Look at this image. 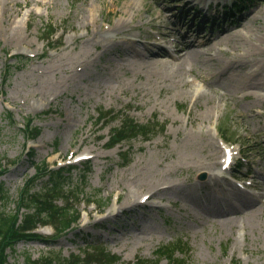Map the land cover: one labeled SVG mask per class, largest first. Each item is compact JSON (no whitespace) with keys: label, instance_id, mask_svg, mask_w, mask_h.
<instances>
[{"label":"rangeland","instance_id":"374dc122","mask_svg":"<svg viewBox=\"0 0 264 264\" xmlns=\"http://www.w3.org/2000/svg\"><path fill=\"white\" fill-rule=\"evenodd\" d=\"M133 1L139 10L124 13ZM155 1L165 8L171 22L162 16L154 25L149 23L147 9ZM234 1L219 0L231 6ZM187 2L0 0L10 8L12 20L9 25L0 24V156L16 162L2 178L11 197L7 210L15 209L20 190L35 174L33 163L46 161L58 168L74 164L78 157L91 156L88 162L75 164L69 180L73 190H83L77 204L82 212L79 225L54 246L46 244L52 228H39L42 239L22 242L16 252L9 250L10 262L24 264L26 254L37 259L51 248L69 257L81 254L88 246L102 245L121 257L118 264H138L154 260L159 248L182 240L190 246L186 255L190 264H233L234 260L264 264V204L256 205L257 216L239 218L231 227L208 216L214 209L222 213L244 211L241 199L255 204L264 195V102L257 100L254 86L264 83V0L251 2L238 19H232L254 18L251 40H223L211 52L215 60L204 55L200 59L204 63L177 73L180 76L173 79V65H157L169 57L152 53H163L165 47L176 55L181 47L179 35L186 41L195 39L186 34L191 25L194 31L199 28L193 24L194 13L188 20L181 15ZM219 2L214 0L213 5ZM222 8L219 6V11ZM123 20L128 22L126 30L116 33L114 25ZM50 22L59 31L49 52L43 28ZM229 27L233 25L222 24L215 31L209 27L202 34L219 40L222 30ZM93 37L107 42L95 47ZM246 44L258 49L244 52ZM8 65L14 67L6 81ZM234 93L237 98L232 97ZM100 109L126 111L139 123L157 117L167 123V129L150 141L139 138L109 150L110 130L120 122L99 131L101 125L95 119ZM29 118H36L42 133L27 145L21 129ZM222 136L233 147L234 163L212 183L199 162H207L218 151L223 162L226 143ZM128 148L127 160L122 161L119 154ZM83 173L87 179L82 189ZM142 183L146 186L140 189ZM251 183L258 189L250 188ZM148 184L174 188L154 195ZM44 186L40 184L35 190ZM241 187L245 188V198ZM126 192H132L139 204L122 208ZM212 192L219 195L216 202L205 204V195ZM148 193L154 197L144 204L140 196ZM88 198L106 205L103 212L88 206L84 202ZM228 199L231 203L217 206ZM166 263L163 259L160 264Z\"/></svg>","mask_w":264,"mask_h":264},{"label":"trees","instance_id":"16d2710c","mask_svg":"<svg viewBox=\"0 0 264 264\" xmlns=\"http://www.w3.org/2000/svg\"><path fill=\"white\" fill-rule=\"evenodd\" d=\"M55 32L52 25L47 26L43 31L45 38L48 40ZM107 115L108 112H101L99 120L104 119ZM118 116V114H115L113 118H117ZM159 129L163 131L164 125H161L159 128V123L157 122H149L146 125L138 124L132 118L123 116L122 126L120 128H114L111 132L110 146H114L123 141H129L138 136L150 139L160 131ZM40 132L41 129L33 125V120L26 122L24 133L27 139L38 137ZM1 161L2 159L0 157V176L7 171L3 167V164H1ZM47 175H50V183L47 187L40 193L30 194V189L35 181ZM63 178L62 170L50 171L46 164L38 167L37 176L30 180L26 188L21 191L17 210L11 213L5 211V204L9 196L3 183H0V201L5 202V208L1 209L0 207V264H17L8 261L9 255L7 254V250L11 248L15 251V246L20 240L35 236L31 232L37 227L38 223L53 224L57 232L62 234L73 223L77 222L80 214L78 211H76L75 215L71 213V210L74 209L70 203H66L64 207L57 204L60 198L65 197L66 201L70 199V196L63 194ZM75 197L78 198V195ZM22 210H27V212L23 213ZM178 249L179 247L177 248V245L171 248L165 247L159 250L158 256L159 258H167L168 264H188L186 259L175 257ZM118 260V256L106 251L105 248L95 247L91 250L84 251V257L73 255L69 258H62L60 255L50 254L34 260L27 254L25 264H115Z\"/></svg>","mask_w":264,"mask_h":264},{"label":"bare ground","instance_id":"6f19581e","mask_svg":"<svg viewBox=\"0 0 264 264\" xmlns=\"http://www.w3.org/2000/svg\"><path fill=\"white\" fill-rule=\"evenodd\" d=\"M137 2L133 1L127 8L126 11H124V13H129L132 11V13H135L136 11H138V7H137ZM165 8H162L160 2L155 1V4L152 8H148L147 12L150 13V20L149 23L154 25L157 19H161V17H165V21L166 22H171L172 19L171 18H167L165 16L164 13ZM156 14H158L156 16ZM93 20H96V17H93ZM254 20V18H252L250 15L247 17H244L243 19H241L235 26L230 27L228 29H226V31L222 32L221 35L218 37L219 40L217 39H212L213 37L210 38H204L201 36L200 32H198L196 35H194L191 31L190 28L187 29L186 34L187 35H191L192 37H195L194 40L191 41H186V37L179 35V40L181 43V47L178 50V54L176 55H172L171 52H169V50H165L163 48V53H160L158 55H164L169 57V59L164 60L162 62H157V65L164 64V65H173L174 69L172 72V76L171 78L176 79L177 77H179L180 75H177V73L182 74V72H184L183 70H189L192 71L196 65L198 63H204L201 62V58L205 55V56H210L211 59L210 60H215L216 57H214L213 54H211L212 50L217 47L218 45H220V43L223 40H236V42L240 43L241 40L243 41H249L251 40V32H250V24L252 23V21ZM11 11L9 7H6L5 3L0 4V24L1 25H6V24H10L11 23ZM128 22L127 20H123V21H119L117 22L113 28V30L116 33H121L124 32L126 30V26ZM181 27V25H180ZM176 34L178 32V28L176 29ZM246 30V32L244 31ZM179 33V32H178ZM197 38H201L196 40ZM125 41L129 42V43H134L135 41H133L130 38H126ZM87 42V41H86ZM103 42H107V39L105 38H101V37H93L91 40V43L94 44L95 47H99ZM88 43V42H87ZM227 45V44H226ZM200 46H207V50L206 51H202V50H197L198 47ZM244 52H254L256 51L258 48H256V45H252V44H246L244 45ZM220 49V48H219ZM223 50V49H221ZM236 51H240L242 52V50L239 49H235ZM152 53V49L150 50ZM225 51H229V50H225ZM152 55H157V54H153ZM239 55H242L241 53ZM139 57H141V54L138 53ZM207 56V57H208ZM172 59V60H171ZM157 68V67H156ZM76 69V68H75ZM182 76V75H181ZM253 76L257 77L256 74H253ZM182 80V79H181ZM178 82V81H175ZM206 82H208V80H206ZM256 87V90H258L255 93V96L257 97V100L260 102H264V95L261 94V91H264V83H258L256 85H254ZM221 97L224 98V94L221 95ZM233 98H237L238 96L234 93L232 94ZM206 115V114H205ZM249 118H251L249 116ZM224 164V163H223ZM199 167L205 171H207V175L210 179V181L212 183H217L216 180V176L219 174H222V166H221V162L219 161V151L213 155L209 156V159L207 162H199ZM221 168V169H220ZM218 170V172L216 173V171ZM262 178V182L261 184L264 185V171L262 172L261 175ZM143 185L140 186V189H142L143 187H145L146 185L144 183H142ZM139 186V185H138ZM147 186L151 187V189H149V191H151L152 189L155 191L154 195H159V194H164L166 191L164 190H171L174 188L173 185H169L167 187H158L157 185H152V184H148ZM225 193H222V195ZM145 195L147 194H143L142 196H140V199L142 200ZM154 195L148 196L147 198L143 201V203L145 204L147 201H151L154 197ZM217 193L215 194H208L205 195V199H206V203L205 204H211L215 203V199H217ZM245 196V195H244ZM260 202V204H264V195H261L260 197L257 198V201L255 204L251 203V204H244L242 203V206L245 208L244 211H239L242 210L240 209H234L232 212H226L224 215H222V212H219V209H214L211 210V212H209L210 214H208L209 217L212 218H217L218 221L222 224H224L226 227H231L232 224L234 223V221H236L239 218H247V217H255L258 215L259 209H257V204ZM231 203V199H228V201H226V203L223 202H218V205L216 203L217 206H223L224 204L227 205ZM138 200L137 198H135L132 195V192H126V199L125 202L122 204V208L124 206H136L138 205ZM253 204V205H252ZM198 205L200 206V202H198ZM264 207V205H262ZM207 212V211H206ZM235 225V224H234ZM262 226H264V223L262 224Z\"/></svg>","mask_w":264,"mask_h":264}]
</instances>
